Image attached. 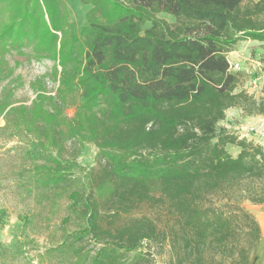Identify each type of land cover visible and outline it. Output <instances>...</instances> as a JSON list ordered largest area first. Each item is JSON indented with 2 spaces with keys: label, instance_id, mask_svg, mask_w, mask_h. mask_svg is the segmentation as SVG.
Here are the masks:
<instances>
[{
  "label": "trees",
  "instance_id": "1",
  "mask_svg": "<svg viewBox=\"0 0 264 264\" xmlns=\"http://www.w3.org/2000/svg\"><path fill=\"white\" fill-rule=\"evenodd\" d=\"M79 1L90 8L76 30L61 0H0V63L30 47L35 59L53 62L61 108L80 92L72 119L47 112L40 94L30 108L8 112L47 143L42 151H55L35 170L41 188L71 186L83 143L99 151L72 238L80 249L95 246L83 264H249L260 229L243 203H264V151L216 127L232 108L264 115V99L239 89L227 60L239 42L264 47V0ZM140 205L158 222L120 223Z\"/></svg>",
  "mask_w": 264,
  "mask_h": 264
},
{
  "label": "rangeland",
  "instance_id": "2",
  "mask_svg": "<svg viewBox=\"0 0 264 264\" xmlns=\"http://www.w3.org/2000/svg\"><path fill=\"white\" fill-rule=\"evenodd\" d=\"M66 14L76 30L86 24L89 6L79 0H61ZM257 0H243L242 6ZM159 18L170 24L175 19L165 13ZM150 27L146 24L143 31ZM0 63V264H83L84 255L95 246L84 241L82 249L72 240L80 228L77 209L80 195L87 183V173L94 167L99 151L94 144L85 142L75 160L76 167L71 171L72 184L63 190L41 188L36 181L35 170L51 154L53 148H46L47 143L38 141L15 123V112H8L19 106L30 108L38 94L44 96V108L47 112L60 111L61 116L72 119L76 106L80 102V92L68 98L62 107L58 103L57 80L52 74L53 62L48 59H35L30 47L20 52L10 51L2 55ZM232 73L240 75L239 89L244 90L255 101L264 99V47L254 41L239 42L227 54ZM60 69H57L59 73ZM10 105V107H7ZM237 110V109H236ZM8 112V113H7ZM235 112L227 111L226 115ZM242 116L228 115L216 127L235 132L242 122ZM258 120L244 131L248 141L256 138L249 128L264 130V115L245 116V119ZM226 127V128H225ZM237 132V131H236ZM257 143L256 141H254ZM258 144V143H257ZM69 146V142L65 143ZM229 152L232 151L230 147ZM247 186L261 190L263 184L246 181ZM243 207L255 215L258 206L249 202ZM148 217L158 222V213L145 205L138 206L127 215L120 216V223L130 219ZM141 250L148 251L143 245ZM150 264H161L157 257Z\"/></svg>",
  "mask_w": 264,
  "mask_h": 264
},
{
  "label": "crops",
  "instance_id": "3",
  "mask_svg": "<svg viewBox=\"0 0 264 264\" xmlns=\"http://www.w3.org/2000/svg\"><path fill=\"white\" fill-rule=\"evenodd\" d=\"M233 109H235V112H232L228 115H235V116L243 115L242 111L237 108H232V109H229L228 111L233 110ZM228 115L225 114V119L227 118ZM242 118H243L242 122L239 124V126L237 128H234V130H236L237 133H239L240 135L246 133V131H244V128H248L252 124H255L258 121L256 119H249V118L245 119V116ZM255 138L256 139L254 141H256L262 147L264 151V137H255ZM229 147L233 149L232 151H230V153L235 155L237 153V149L230 145L227 146L226 149L228 150ZM257 206H258L257 213L255 215L253 214L252 215L254 216L259 226L260 236H259V240L257 242L256 247L251 252L249 264H264V203L261 205H257Z\"/></svg>",
  "mask_w": 264,
  "mask_h": 264
},
{
  "label": "built area",
  "instance_id": "4",
  "mask_svg": "<svg viewBox=\"0 0 264 264\" xmlns=\"http://www.w3.org/2000/svg\"><path fill=\"white\" fill-rule=\"evenodd\" d=\"M254 129V137H264V130L262 131L261 128H251L250 131L253 132ZM243 136H250L251 134L249 132H246L245 134H242Z\"/></svg>",
  "mask_w": 264,
  "mask_h": 264
}]
</instances>
